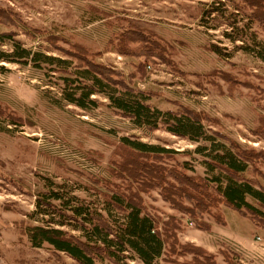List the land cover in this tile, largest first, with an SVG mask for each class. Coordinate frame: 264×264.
<instances>
[{
  "label": "rangeland",
  "instance_id": "obj_1",
  "mask_svg": "<svg viewBox=\"0 0 264 264\" xmlns=\"http://www.w3.org/2000/svg\"><path fill=\"white\" fill-rule=\"evenodd\" d=\"M212 5L219 9L209 26L200 25L203 9ZM231 23L242 27L243 38L225 36L236 34ZM0 33H11L32 52L65 60L38 67L31 58L0 62V264H78L47 243L33 245L29 227L60 226L84 241L91 225L85 222L82 230L84 214L71 215L74 207H86L84 213H101L116 229L122 216L112 206L109 214L106 203L112 193L136 190L137 179L130 176L146 165L160 171L162 186L178 189L173 197L181 205L194 204L180 195L182 189L198 195L203 188L211 201L193 217L173 209L159 189L140 192L145 211L160 218L159 228L169 217L168 227L177 225L175 253L166 244L153 264H264V225L221 201L213 177L224 184L226 174L211 169L210 158L195 150L209 147V139L174 135L161 120L156 129L139 125L101 93L86 108L66 99L91 84L81 69L96 64L151 108L187 113L207 135L218 133L215 142L247 164L237 176L264 190V61L251 48V33L264 45V9H254L251 0H0ZM12 48L11 40L2 46ZM113 89L108 91L122 93ZM122 137L172 152L155 159L129 148ZM189 182L206 188L192 189ZM38 200L45 213H38ZM218 214L226 226L216 222ZM113 247L118 263L104 257L95 263L143 264L134 252Z\"/></svg>",
  "mask_w": 264,
  "mask_h": 264
},
{
  "label": "trees",
  "instance_id": "obj_2",
  "mask_svg": "<svg viewBox=\"0 0 264 264\" xmlns=\"http://www.w3.org/2000/svg\"><path fill=\"white\" fill-rule=\"evenodd\" d=\"M263 2L264 1L259 4L255 0H251L254 9H264ZM218 9V7H213V5L208 9H203L200 17V25L209 26L208 19H210V15L213 12H217ZM253 19L254 17L251 16V23ZM231 24L233 31L236 34L233 36V33H224L225 36L232 40L243 38L242 27H236L233 23ZM133 33L137 34V32ZM253 35L254 34L251 33V43L253 44V47L251 48L257 54L258 58L264 61V45H261L260 42L256 41ZM12 37L11 33H0V62H20L19 60H23V58H31L38 67L40 66L41 61L46 63H52L53 60H57L59 63L65 61L43 55L40 52H32L22 47L20 42L14 40ZM7 40H11L13 43V48L10 52L2 49L4 42ZM210 48L217 54L223 55L221 47L213 44ZM22 62L23 61H21V63ZM2 68V65H0V70ZM81 71V78H83L84 81H91V84H83L78 96H75L74 93H67V101L81 108H86L87 104L95 103V100L91 98V96L101 93L109 98L115 108L120 109L124 114L131 116L139 125L146 124L151 129H156L159 120H161L162 123L165 124L166 130L174 135L185 137L195 142H198L201 139H209V147L198 145L195 150L210 158L211 161H206V164H208L211 169L218 166L223 170L224 174H226L227 180L224 184H221L220 176L213 177V181L216 182L215 190L218 196H220L221 201L227 207L239 211L253 221L259 220L264 225V190L261 188H255L251 182L237 176L246 170L247 164L241 156L240 158L235 152L227 150L223 148V145L221 146L219 143L215 142L213 138L218 133L212 132L211 135H207L201 122L192 118L187 113L183 116H177L170 112H162L160 109L151 108L137 98L133 89L124 86L121 82H118L115 79H112L111 76L107 77L102 71V68L96 64H89V66L81 69ZM110 86L114 89L121 90L122 93L115 95L113 91H108ZM121 141L134 151L141 154L153 155L155 156V159L162 156V154L172 152L170 148L132 140L127 137H122ZM220 148L222 151H219ZM148 166L149 165H146L145 168L141 166L133 169L135 170V173L130 177L137 179L136 182L139 185L136 190L129 191L128 195L112 193L109 197V201L106 203L108 213L110 214V209L113 210V208H115V211L122 216L121 222L118 223L116 229L111 228V226L102 219L101 213H94L92 218L90 212L84 213L88 210L86 207H74L72 209V218L75 214H84L83 219L81 220L82 230L86 228L84 227L85 222H89L91 225V228H86L87 231L84 232L86 240L83 241L79 237L69 235L64 229L60 228V226L33 225L28 229L29 238L32 244L40 246L43 243H47L54 249V251L67 254L75 259L78 264H96V258L103 257L110 262L118 263V256L116 255L117 251L113 249V246H115L120 252L127 250L134 252L136 257L140 259L143 264H153V262L162 254L166 244L170 246L172 253H175L176 250L174 246L178 243L175 233L177 225L172 223L171 227H168V225L171 224L170 220L172 221L173 218L169 217L168 220L162 221L163 225L159 228L158 222L160 218L145 211L143 198L141 197L140 192L159 189V194L163 200L168 202L173 209L194 217L196 211L200 215L207 209V207L211 206L209 203L211 202L209 194L202 188H206V184L201 185L200 183V186H195L193 183L189 182L188 184L190 188L197 189L196 187H201L203 192L199 191V194L196 195L188 189H182L180 195L187 197V199L194 202V204L193 206L181 205L176 202L173 197L179 193L178 191L175 192V190L178 189L170 186H162L161 183H164L165 179L160 175V171L156 174L154 173L156 167ZM160 166H158V168L162 169V166ZM155 179H157V185H154L153 180ZM248 197L257 200L259 206H256L247 200ZM110 206L113 208H110ZM37 207L38 213L42 214V212H46V210L42 209L40 200H38ZM215 218L217 223L224 224L221 214H218ZM57 223L62 226L64 224V219L59 220ZM201 226L205 230L209 227L206 225ZM170 238H172V243H169ZM196 258L197 255H194L195 260Z\"/></svg>",
  "mask_w": 264,
  "mask_h": 264
},
{
  "label": "crops",
  "instance_id": "obj_3",
  "mask_svg": "<svg viewBox=\"0 0 264 264\" xmlns=\"http://www.w3.org/2000/svg\"><path fill=\"white\" fill-rule=\"evenodd\" d=\"M247 200H249L250 202H251V198H247ZM230 210H232V211H237V210H235V209H232V208H230V207H228ZM238 213H240L239 211H237ZM243 215V214H242ZM243 216H245V215H243ZM223 217V220H224V224H220V225H222V226H226L227 225V223H228V220L227 219H225L224 218V216H222ZM247 217V216H246ZM247 218H249V217H247ZM233 219V218H232ZM250 220H252L251 218H249ZM232 221V220H231ZM253 221V220H252ZM239 238V237H238ZM237 238V239H238ZM236 239V238H235ZM207 250V249H206Z\"/></svg>",
  "mask_w": 264,
  "mask_h": 264
}]
</instances>
